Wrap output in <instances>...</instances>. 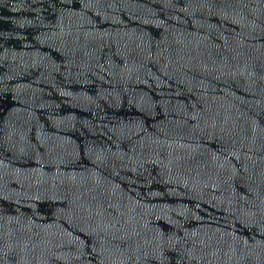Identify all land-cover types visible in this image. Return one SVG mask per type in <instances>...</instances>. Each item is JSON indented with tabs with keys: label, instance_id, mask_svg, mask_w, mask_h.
Listing matches in <instances>:
<instances>
[{
	"label": "water",
	"instance_id": "95a60500",
	"mask_svg": "<svg viewBox=\"0 0 264 264\" xmlns=\"http://www.w3.org/2000/svg\"><path fill=\"white\" fill-rule=\"evenodd\" d=\"M0 264H264V0H0Z\"/></svg>",
	"mask_w": 264,
	"mask_h": 264
}]
</instances>
